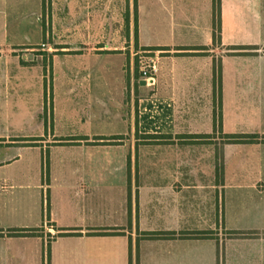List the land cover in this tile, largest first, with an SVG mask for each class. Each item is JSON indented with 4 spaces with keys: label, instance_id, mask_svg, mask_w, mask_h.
Here are the masks:
<instances>
[{
    "label": "crops",
    "instance_id": "1",
    "mask_svg": "<svg viewBox=\"0 0 264 264\" xmlns=\"http://www.w3.org/2000/svg\"><path fill=\"white\" fill-rule=\"evenodd\" d=\"M214 31V0H0V264H264V0Z\"/></svg>",
    "mask_w": 264,
    "mask_h": 264
},
{
    "label": "trees",
    "instance_id": "2",
    "mask_svg": "<svg viewBox=\"0 0 264 264\" xmlns=\"http://www.w3.org/2000/svg\"><path fill=\"white\" fill-rule=\"evenodd\" d=\"M214 43H221V0H214ZM141 78V74H136L137 84H139V79ZM214 79H215V99H216V107H215V122H221L222 113H221V104H222V61L221 59H214ZM137 135L139 133L137 132ZM144 138H158L157 135H143ZM258 136H238V135H229L226 136L228 141H243L248 140L253 141ZM118 136L111 138H103V139H117ZM70 234V233H69Z\"/></svg>",
    "mask_w": 264,
    "mask_h": 264
},
{
    "label": "rangeland",
    "instance_id": "3",
    "mask_svg": "<svg viewBox=\"0 0 264 264\" xmlns=\"http://www.w3.org/2000/svg\"><path fill=\"white\" fill-rule=\"evenodd\" d=\"M11 36L16 42L24 41L27 43L35 44L41 41V34L35 31H31V30L29 31L28 28L25 29L22 28L21 31L11 34ZM43 53L44 52L36 51L34 60L37 63V65H39L41 62H44L47 68V66L49 65V56H45L43 55ZM41 55L43 56L42 57L43 59L41 58ZM102 57H104L106 61H101V63L98 62L100 64L99 67H104L105 64L102 62L107 63L108 62L107 60H111L112 73L125 76L126 71L124 72V68H123V65L126 63L125 55L117 54V55L102 56ZM134 71L135 74L140 73L136 55H134ZM149 87L152 88L153 86H149Z\"/></svg>",
    "mask_w": 264,
    "mask_h": 264
},
{
    "label": "built area",
    "instance_id": "4",
    "mask_svg": "<svg viewBox=\"0 0 264 264\" xmlns=\"http://www.w3.org/2000/svg\"><path fill=\"white\" fill-rule=\"evenodd\" d=\"M45 46V44H42V47ZM158 56V52L150 50H144L136 53L141 77L146 80L148 86H153L156 83Z\"/></svg>",
    "mask_w": 264,
    "mask_h": 264
},
{
    "label": "water",
    "instance_id": "5",
    "mask_svg": "<svg viewBox=\"0 0 264 264\" xmlns=\"http://www.w3.org/2000/svg\"><path fill=\"white\" fill-rule=\"evenodd\" d=\"M140 84L143 85V86H146V85H147V82H146L145 79L142 78V79L140 80Z\"/></svg>",
    "mask_w": 264,
    "mask_h": 264
}]
</instances>
